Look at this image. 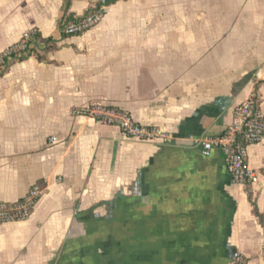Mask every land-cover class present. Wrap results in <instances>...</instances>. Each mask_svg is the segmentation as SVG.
<instances>
[{
    "label": "crops",
    "instance_id": "0c3cea01",
    "mask_svg": "<svg viewBox=\"0 0 264 264\" xmlns=\"http://www.w3.org/2000/svg\"><path fill=\"white\" fill-rule=\"evenodd\" d=\"M95 1L0 0V53L38 32L0 73V203L44 190L0 224V264H264V139L247 186L192 145L250 97L264 113V0H107L96 26L62 35ZM97 102L171 140L72 113Z\"/></svg>",
    "mask_w": 264,
    "mask_h": 264
},
{
    "label": "built area",
    "instance_id": "2783aa9c",
    "mask_svg": "<svg viewBox=\"0 0 264 264\" xmlns=\"http://www.w3.org/2000/svg\"><path fill=\"white\" fill-rule=\"evenodd\" d=\"M108 5L107 0H96L90 4L82 16L63 23L60 32L62 35L70 36L96 26L107 13ZM37 35L38 32L35 29L25 30L17 42L0 53V73L4 71L12 58L32 52ZM72 113L116 126L126 137L139 140L158 139L163 142L171 140L169 134L156 127L136 122L126 111L99 102L74 108ZM263 139L264 113L250 97L234 107L232 121L222 134L210 138L194 139L192 145L204 155H208L213 148H217L224 158L232 181L246 186L256 180L255 171L248 164L247 150L251 145L260 143ZM43 191L38 183H34L19 200L12 203L1 202L0 224L26 219ZM232 264H245V261L241 255H236Z\"/></svg>",
    "mask_w": 264,
    "mask_h": 264
},
{
    "label": "trees",
    "instance_id": "16d2710c",
    "mask_svg": "<svg viewBox=\"0 0 264 264\" xmlns=\"http://www.w3.org/2000/svg\"><path fill=\"white\" fill-rule=\"evenodd\" d=\"M71 19H73V18H71V17H67V16H63L62 17V20H61V22H60V27L63 25V23H65V22H67V21H69V20H71ZM255 102V101H254ZM256 104V103H255ZM257 105V104H256ZM258 106V105H257ZM247 186V185H246ZM256 214H257V211H256ZM258 215V214H257Z\"/></svg>",
    "mask_w": 264,
    "mask_h": 264
}]
</instances>
